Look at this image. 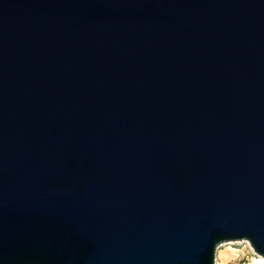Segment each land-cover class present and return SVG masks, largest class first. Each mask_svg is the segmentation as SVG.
I'll return each instance as SVG.
<instances>
[{"label":"water","instance_id":"95a60500","mask_svg":"<svg viewBox=\"0 0 264 264\" xmlns=\"http://www.w3.org/2000/svg\"><path fill=\"white\" fill-rule=\"evenodd\" d=\"M264 254V0H0V264Z\"/></svg>","mask_w":264,"mask_h":264},{"label":"clouds","instance_id":"9594fccd","mask_svg":"<svg viewBox=\"0 0 264 264\" xmlns=\"http://www.w3.org/2000/svg\"><path fill=\"white\" fill-rule=\"evenodd\" d=\"M211 264H264V254L248 236L225 237L213 244Z\"/></svg>","mask_w":264,"mask_h":264}]
</instances>
